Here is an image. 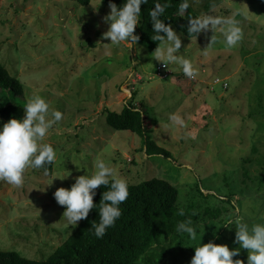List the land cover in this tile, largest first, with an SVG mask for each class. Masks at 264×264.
Instances as JSON below:
<instances>
[{"label":"rangeland","instance_id":"374dc122","mask_svg":"<svg viewBox=\"0 0 264 264\" xmlns=\"http://www.w3.org/2000/svg\"><path fill=\"white\" fill-rule=\"evenodd\" d=\"M189 6L198 16H233L242 30V39L229 48L218 32L208 45L210 30L195 39L170 25L181 38L178 54L197 69L195 79L178 64L155 60L138 42L139 53L123 43L103 45L110 42L102 35L110 9L101 0H0V62L23 86L19 100L0 92V107H24L40 95L50 110L63 113L42 141L56 153L50 172L26 168L19 187L0 181V250L46 260L82 220L68 226L53 193L93 173L101 160L127 183L167 180L182 201L200 190L212 207L231 193L234 208L220 203L230 218L236 211L249 227L264 224V113L256 110L259 97L264 106V0H189ZM128 102L148 108L153 139L171 158L148 155L138 135L107 124V111L120 112ZM170 114L181 116L184 126L172 124ZM220 230L209 226L188 237L187 249ZM222 231L230 241L222 245L238 248L235 226Z\"/></svg>","mask_w":264,"mask_h":264},{"label":"trees","instance_id":"16d2710c","mask_svg":"<svg viewBox=\"0 0 264 264\" xmlns=\"http://www.w3.org/2000/svg\"><path fill=\"white\" fill-rule=\"evenodd\" d=\"M72 1L88 5L91 0ZM101 1L109 5V0ZM112 2L119 7L124 0H112ZM155 2L156 0H148L146 4L141 5L137 34L140 37L138 43L149 51H154L156 46H160L159 41L151 39L154 33L149 10ZM159 2L163 4L165 0H159ZM181 2L182 0H170L160 18L164 23L173 25L187 38H195L187 33V26L188 19L198 15L190 6L185 12H179ZM0 92L10 101L23 97L22 84L9 74L1 62ZM260 100L259 97L256 110L264 113V106ZM23 109L24 107L20 104L6 103L0 107V120L2 123L10 118L19 120L23 118ZM106 122L114 130L130 131L138 135L148 155L171 158V154L165 148L158 146L153 139L147 107L128 102L123 105L120 112L108 110ZM51 166L50 163L44 167L50 172ZM244 175L248 181L253 182L254 177H251L248 170H245ZM259 181L260 184H264V175L259 178ZM107 190V186H98L95 190L96 195L93 197L96 207L89 211L87 217L79 222L66 241L59 245L46 260H32L22 257L15 251L0 250V264H189L194 255V247L187 249L185 240L189 236L187 233L178 232L177 225L191 220L196 236L209 226H220L223 230L228 227L224 226V223L232 218L227 215L230 213L229 209L222 204L227 203L234 208L236 203L232 199V194L229 193L228 196H217V201L222 204L216 202L210 207L205 199L206 195L200 190L198 197H194L192 201H182L177 186L164 179L152 178L128 183L129 195L119 206L121 216L106 230L102 238H97L91 225L99 221V202L103 192ZM180 209H183V215L179 214ZM234 215L235 218L240 217L239 212L234 211ZM222 230L216 231L210 241L217 245L230 242ZM240 253L238 259L245 261L246 264V250L242 249Z\"/></svg>","mask_w":264,"mask_h":264},{"label":"clouds","instance_id":"9594fccd","mask_svg":"<svg viewBox=\"0 0 264 264\" xmlns=\"http://www.w3.org/2000/svg\"><path fill=\"white\" fill-rule=\"evenodd\" d=\"M148 0H124L121 6H117L109 0V13L103 17L108 24L107 30L102 34L110 42L103 45H120L121 43L129 49H136L140 37L134 34V29L140 20L141 5ZM170 0L162 4L156 0L154 6L149 10L152 26L153 41H159L151 56L167 64H178L183 74L195 79L197 69L193 63L179 55L181 49V38L176 31L160 18L168 6ZM189 7V0H182L179 12H185ZM211 31V45L216 42L214 33L223 36L227 47L235 46L242 39V30L239 22L233 16H222L204 13L201 16L188 19L187 33L195 37L201 32ZM162 33V34H161ZM132 63H136L135 60ZM131 96V92L122 89ZM24 115L21 119L10 118L0 125V181L9 185L21 186L24 180L26 168H47L56 156L55 150L49 143H42L49 130L56 122L61 121L63 113L59 110L49 108V103L40 95L30 96L24 105ZM169 120L172 124L183 127L184 119L177 114H170ZM95 171L75 178L74 183L67 189L60 187L55 190L53 197L56 203L64 206L62 216L67 225H76L78 221L87 217L89 211L96 207L93 197L96 195L98 186H107L108 190L102 194L99 202V221L94 222L91 227L97 238H102L106 230L115 224L121 216L120 204L124 202L128 193V183L124 179L115 178L114 169L106 166L101 160L95 164ZM67 176V175H66ZM65 177V176H64ZM110 178H112L110 180ZM183 215V209L179 210ZM235 226L234 243L238 248L229 249L227 245H217L213 242L199 244L194 247V255L189 264H245V261L233 259L239 255L241 249L247 251L246 264H264V224H253L251 227L242 222V218L230 219L224 226ZM178 232L187 233L189 237L195 238L196 232L191 220L180 222L177 225Z\"/></svg>","mask_w":264,"mask_h":264}]
</instances>
